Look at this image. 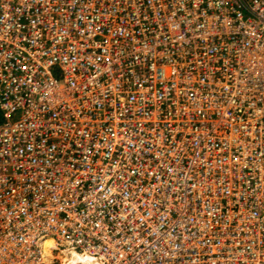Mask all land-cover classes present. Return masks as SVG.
<instances>
[{"label": "built area", "instance_id": "obj_1", "mask_svg": "<svg viewBox=\"0 0 264 264\" xmlns=\"http://www.w3.org/2000/svg\"><path fill=\"white\" fill-rule=\"evenodd\" d=\"M0 111V264H264V0H0Z\"/></svg>", "mask_w": 264, "mask_h": 264}, {"label": "bare ground", "instance_id": "obj_2", "mask_svg": "<svg viewBox=\"0 0 264 264\" xmlns=\"http://www.w3.org/2000/svg\"><path fill=\"white\" fill-rule=\"evenodd\" d=\"M44 242L46 244L45 251L48 252L49 246L53 245V241L52 240H45ZM59 253L61 256L60 259L63 260L64 262L68 263V264H77L79 261L82 262L83 264H88L87 263L88 262L87 259H89L88 257L83 256V255H78L74 251L70 252V253H67V252H59Z\"/></svg>", "mask_w": 264, "mask_h": 264}, {"label": "trees", "instance_id": "obj_3", "mask_svg": "<svg viewBox=\"0 0 264 264\" xmlns=\"http://www.w3.org/2000/svg\"><path fill=\"white\" fill-rule=\"evenodd\" d=\"M2 119H3V118H2V115H1V111H0V122L2 121Z\"/></svg>", "mask_w": 264, "mask_h": 264}, {"label": "rangeland", "instance_id": "obj_4", "mask_svg": "<svg viewBox=\"0 0 264 264\" xmlns=\"http://www.w3.org/2000/svg\"><path fill=\"white\" fill-rule=\"evenodd\" d=\"M61 255H62V254H61ZM58 256H60V254H59ZM60 258H61V256H60Z\"/></svg>", "mask_w": 264, "mask_h": 264}]
</instances>
